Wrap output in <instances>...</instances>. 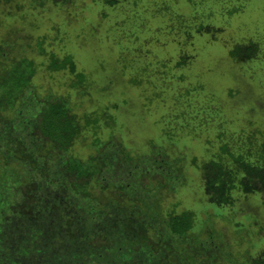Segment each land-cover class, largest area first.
Returning a JSON list of instances; mask_svg holds the SVG:
<instances>
[{
	"label": "rangeland",
	"instance_id": "1",
	"mask_svg": "<svg viewBox=\"0 0 264 264\" xmlns=\"http://www.w3.org/2000/svg\"><path fill=\"white\" fill-rule=\"evenodd\" d=\"M35 6L30 0L19 7L0 4V42L13 46L14 58L33 61L38 93L66 99L81 124L89 114L109 115L81 131L73 156L85 160L93 140L116 135L133 155L148 156L153 143L162 149L159 160L182 159L168 166L183 180L165 194L164 207L167 202L176 213L191 211L190 235L199 241L206 243L211 234L217 244L228 245L213 264H248V256L264 249V230L246 221L264 222V203L255 194L236 197L234 206L209 203L199 164L214 157L221 141L236 148L251 139L256 146L264 142V0H128L116 6L74 0ZM175 18L223 31L213 41L197 28L176 27V34L171 27L172 34L167 29ZM248 37L257 40L254 58L232 59L229 49ZM50 54L73 57L86 75L83 91L69 86L67 72L46 70ZM182 54L186 62L175 67Z\"/></svg>",
	"mask_w": 264,
	"mask_h": 264
},
{
	"label": "trees",
	"instance_id": "2",
	"mask_svg": "<svg viewBox=\"0 0 264 264\" xmlns=\"http://www.w3.org/2000/svg\"><path fill=\"white\" fill-rule=\"evenodd\" d=\"M20 1L0 4L19 7ZM30 1L42 7L67 6L74 0ZM103 1L116 6L128 0ZM206 23L175 18L167 30L172 33V27L178 34V28H197L196 33L213 41L223 29ZM187 34L192 35L189 30ZM247 39L232 45V59L254 58L257 40ZM12 51L13 46L0 42V264H213L224 258L216 257L225 255L224 241L217 244L210 234L205 243L190 235L191 211L176 213L167 202L164 207L165 194L183 180L168 166L183 164L182 159L159 160L162 149L153 143L148 156L133 155L116 135L93 140L85 160L73 156L81 131L109 115L89 114L81 124L66 99L38 93L33 61L14 58ZM187 58L180 55L175 67ZM73 60L69 54H50L46 70L67 72L69 86L83 91L86 75ZM140 83L145 84L142 76ZM251 142L236 148L221 141L214 157L199 164L209 203L234 206L236 197L251 194L264 203V142ZM248 220L247 227L255 224L254 229L264 230V222ZM247 230L248 236L251 229ZM259 250L248 256V264H264V249Z\"/></svg>",
	"mask_w": 264,
	"mask_h": 264
}]
</instances>
